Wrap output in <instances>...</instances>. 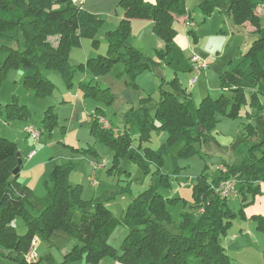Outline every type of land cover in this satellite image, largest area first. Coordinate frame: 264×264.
Wrapping results in <instances>:
<instances>
[{"label": "trees", "instance_id": "obj_1", "mask_svg": "<svg viewBox=\"0 0 264 264\" xmlns=\"http://www.w3.org/2000/svg\"><path fill=\"white\" fill-rule=\"evenodd\" d=\"M219 1L201 0L199 8L203 15H210ZM261 2L264 0H227L225 13L236 24L248 23L253 39L242 55L246 67L238 64L220 73L221 92L216 98L207 97L196 104L191 93L174 78L160 86L154 116L144 101L137 109L127 112L122 131L112 123L110 130L102 128L101 107L90 114V132L114 150L109 168L113 174L119 169V155L129 156L145 172H150L153 165L154 173H158L167 154L177 168L180 156L202 153V145L212 137L217 114L245 120L242 138L233 148L239 161L224 162L217 173H201L192 183L193 199L188 209L181 211L178 222H174L165 207L167 201L178 198L164 197L158 191L159 185L170 184L161 173L156 184L131 199L121 218L113 216L103 200L84 198L81 185L70 184L69 175L74 169L71 161L53 166L47 195L39 198L19 181V173L12 174L18 166L17 147L0 135V243L16 254L20 264L34 263L26 258L33 235L48 248L54 247L62 253L60 264L81 257L98 263L106 256L117 257L125 264H233L222 239L235 213L228 206V196L219 195L217 190L221 181L229 180L244 206L248 195L260 194V182L264 181V140L258 131V120L264 112ZM117 7L122 17L115 29L106 32L108 53L86 61L92 78L99 77L117 61L123 63L125 72L133 78L150 66L139 49L126 44L133 19L152 22L153 33L163 42L157 53L164 60L176 32L174 22L191 18L185 0H118ZM102 22L100 15L89 13L74 0H0V86L12 68L22 71L23 85L38 96L52 91L53 84L44 74L47 69L57 70L71 85L75 67L68 55L72 48L81 45L84 36L91 37L95 46L98 41L95 33ZM193 26L188 33L196 41ZM50 36H56L55 40H50ZM79 87L85 97L108 104L112 101L108 87L82 80ZM14 105L6 106L8 116L23 117L24 110L17 111ZM41 123L40 128L47 130L57 124L51 106L44 112ZM132 127L139 138L134 147L128 131ZM153 129L167 133V139L155 149L144 145ZM249 136L252 138L248 139ZM31 210H36L37 215ZM18 214L23 216L28 228L24 235L17 234L11 224ZM254 217L257 227L264 228V216ZM117 226L127 230L119 255L108 242Z\"/></svg>", "mask_w": 264, "mask_h": 264}, {"label": "rangeland", "instance_id": "obj_2", "mask_svg": "<svg viewBox=\"0 0 264 264\" xmlns=\"http://www.w3.org/2000/svg\"><path fill=\"white\" fill-rule=\"evenodd\" d=\"M200 1L185 0L191 18L185 22H174L176 32L164 60L159 58L157 49L162 46H159L158 38L152 35L150 28L144 27L142 21L131 22L126 44L138 47L150 62V66L136 74L134 78L125 72L121 61L113 62L107 71L97 78H92V72L86 66L88 58L108 53L106 32L108 29H115L120 20L115 11L109 16L102 17L103 22L95 33L98 40L95 46L92 44L91 37L84 36L81 39V45L71 49L68 59L75 67L71 85L57 70L47 69L44 74L53 84V88L50 94L38 96L34 90L23 85L20 70L13 68L8 70L0 86V131H4L1 133L6 136L0 135L15 143L22 161L19 176L21 179L24 177L23 183L33 191L35 196L43 198L47 195V185H51L50 171L55 164L71 161L74 169L70 178L72 181H75L73 178L76 179L75 183L84 184L83 197L90 199L95 192L94 199L103 200L110 208L112 215L121 218L131 199L151 184H156L161 173L168 177L170 184L169 186L159 185L158 191L164 197L178 198L173 202L167 201L165 205L170 217L174 222H178L181 211L188 209L193 199V181L201 173L209 175L217 173L224 162L239 161V156L234 153L233 148L242 138V123L245 120L217 114L216 124L211 131L212 137L210 135L211 139L202 145V153L180 156L177 160V168L173 166L172 158L167 154L163 156L159 174L154 173L156 167L153 165L150 166V172H145L143 167L129 156L119 155L117 163L119 169L116 174H113L109 173L110 163L114 157L112 146L90 132V124L80 126V123L75 121V115L73 120L70 119L76 112H84L79 104V100L82 99L87 102L85 110L89 105H98L104 110L106 119L122 131L127 112L137 109L144 101L150 115L154 116L160 86L174 78L191 93L196 104L204 98L219 96L220 73L238 64L242 68L247 65L242 55L253 39L252 27L248 23L240 25L231 20L225 13L227 0H220L216 9L208 16L203 15L199 8ZM261 3L259 10H262L260 14L264 15V2ZM115 9L121 12L119 7ZM191 25H194L197 34L196 41H193L188 33ZM55 38L56 36L49 37L52 41ZM195 55L208 63L206 69L200 71L199 76L192 67L191 58ZM80 80L85 82L90 80L98 86L108 87L112 95L111 103L85 97L79 87ZM11 103L17 105H14L17 111L24 110L23 117L16 114L14 117L8 116L6 106ZM50 106L57 116L58 125L51 132L40 134V148L37 149L40 150L37 152H40V156L48 163L41 167V171L27 164V154L34 148L36 142L23 134L21 129L25 125L38 128L44 112ZM128 131L131 146L134 147L139 140L137 131L134 127ZM258 131L260 138L264 140V112L258 120ZM251 138V136L248 137V139ZM166 139L165 131L153 129L149 140L144 145L155 149ZM97 162L99 166L106 162L107 166L102 170H95L94 166ZM92 176L98 179L99 184L94 186L93 181L91 183ZM256 198L257 194L248 195L243 206L238 195L228 196V206L235 216L231 219L226 234L247 232L251 237L249 243L255 242V246L258 248L260 245V251L264 252V228H258L257 219L247 214V209L255 204ZM31 213L37 215L36 210H31ZM11 224L19 235H24L28 231L22 215H15ZM126 235V228L117 226L108 237V242L115 248L117 255L121 253V246ZM29 251L31 253L28 261H34L33 264H60L62 260V253L54 247L48 248L37 235L32 236ZM229 252L232 256L235 254V257L240 260L249 261L252 256L258 264L264 263V259H261L262 257L256 252H252L249 246H244L243 251L234 252V254L229 248ZM15 255L0 243V264H20L15 259ZM240 260H236L239 261L237 263H240ZM67 264L125 263L117 257L106 256L98 263L81 257Z\"/></svg>", "mask_w": 264, "mask_h": 264}, {"label": "crops", "instance_id": "obj_3", "mask_svg": "<svg viewBox=\"0 0 264 264\" xmlns=\"http://www.w3.org/2000/svg\"><path fill=\"white\" fill-rule=\"evenodd\" d=\"M75 1V0H74ZM77 3H80L82 4V6L86 9V11H88L89 13H92V14H97V15H100L101 17H103L104 15H111L114 11L117 12V18L121 19L122 17V12H119L117 11L115 8L117 7V4H118V0H77L75 1ZM188 10V9H187ZM133 22H136V23H139V21H142L144 27L146 26V28H150L151 32H152V35L156 36L153 31H152V22L151 21H148V20H143V19H133L132 20ZM131 21V22H132ZM180 22H185L184 20H179ZM108 30H111V29H108ZM157 37V36H156ZM158 38V37H157ZM158 41H159V46H162L163 45V42L161 39L158 38ZM132 46V45H130ZM134 47V45L132 46ZM136 49H138V47H134ZM206 69V68H205ZM19 70V69H18ZM204 70V69H203ZM21 71V70H20ZM202 71V70H201ZM198 74V76L200 75V72H195ZM21 74H22V71H21ZM81 81V80H80ZM90 81V80H88ZM93 83V81H92ZM87 102H85V100H82L80 99L79 100V104L82 106V110L84 112H76L75 114L71 115L70 119H74V115H75V121L77 123H80V126H83L82 124H90V114L91 112L96 108L98 107V105H95V106H91L89 105V107L85 110V105H86ZM86 111H88V114H86ZM82 118V119H81ZM104 118L106 119V116H105V113H104ZM89 119V121H88ZM42 120V119H41ZM107 121H109L111 123V121L109 119H106ZM82 122V123H81ZM58 125V119H57V124L52 127L51 129L47 130V129H41L40 127L42 126V123L40 122V126L37 128L38 130H40V132H51L55 127H57ZM26 126V125H25ZM22 127L21 131L23 134H25L24 132V127ZM43 128V127H42ZM1 132H4V131H0V134L2 135H5L4 133H1ZM160 133H163V132H160ZM29 139H32L30 136H28L27 134H25ZM6 136V135H5ZM162 137H163V134H162ZM28 139V140H29ZM32 142V140H30ZM34 142V141H33ZM38 148H40V145H39V142L35 143L34 145V148L31 149V151H35V153L32 155V156H28V154L31 152H29L27 154V164L31 165L33 168H38L39 170H41V167L43 165H47V161H44L43 157L40 156V152H37L39 150H37ZM99 163L97 162L96 165L94 166L95 167V170H102L103 168H105L107 166V163H103L101 166L98 165ZM221 167V166H220ZM219 167V168H220ZM52 170V169H51ZM42 171V170H41ZM51 172V171H50ZM72 173V172H71ZM70 173V174H71ZM71 175H69V182L70 184L72 185H75V184H79L82 186V192L84 190V184L83 183H75L77 182L76 179L73 178V180L75 181H72V178H70ZM24 179V177H22ZM92 180L90 179L91 183L93 181V185H97L99 184L98 182V179L95 177L93 178V176L91 177ZM23 179L20 178L19 176V181L23 183ZM94 180L95 183H94ZM83 194V193H82ZM96 193L93 192L92 194V197L91 198H94L96 197L95 196ZM98 198H100L99 196H97ZM86 198V197H84ZM87 199V198H86ZM255 201V204L253 206H251L250 208L247 209V214L250 216H254V215H261V216H264V181L263 182H260V194L257 195V198ZM257 235L259 234V232L257 231L256 233ZM250 235L247 233V232H242L240 231L239 233H232V234H225L223 236V239H222V244L231 260L232 263L234 264H258L257 262L258 261H255L253 259V257L251 256V260L249 261H245V260H240V259H237L234 254V252H240V251H243V248L244 246L250 248V250L252 252H256L257 255H260L262 258L261 259H264V252H262V250L260 251L259 249V246L258 245V248L255 246V242H251V244L249 243L250 242ZM235 246V247H234ZM229 248H231L232 252H233V256L230 254L229 252ZM30 251H28V253H26V258L27 260H30L29 257H30ZM262 253V254H261ZM259 257V256H258ZM236 260H240V263H237L239 261H236ZM32 261V260H31ZM259 264H264V263H259Z\"/></svg>", "mask_w": 264, "mask_h": 264}, {"label": "built area", "instance_id": "obj_4", "mask_svg": "<svg viewBox=\"0 0 264 264\" xmlns=\"http://www.w3.org/2000/svg\"><path fill=\"white\" fill-rule=\"evenodd\" d=\"M77 1V0H75ZM192 67L195 72H198L201 69H204L207 66L206 61L200 60L196 55L192 56ZM99 123L104 129L110 130L112 128V125L109 121H107L104 117L99 118ZM24 133L30 136L36 143L39 142L40 139V130L37 128H33L31 126L24 127ZM35 153V151H31L28 156H32ZM95 183V181H94ZM218 194L221 196H229L231 194H234V188L232 183L229 180H224L219 183V189L217 190Z\"/></svg>", "mask_w": 264, "mask_h": 264}, {"label": "water", "instance_id": "obj_5", "mask_svg": "<svg viewBox=\"0 0 264 264\" xmlns=\"http://www.w3.org/2000/svg\"><path fill=\"white\" fill-rule=\"evenodd\" d=\"M17 156H18V166L12 171L13 175H17L20 171V165H21V157H20V153L17 152Z\"/></svg>", "mask_w": 264, "mask_h": 264}]
</instances>
